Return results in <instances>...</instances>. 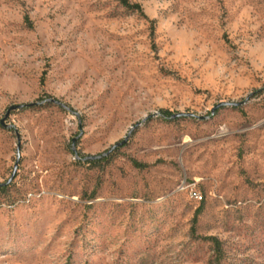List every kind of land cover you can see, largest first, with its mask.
<instances>
[{"label":"rangeland","instance_id":"1","mask_svg":"<svg viewBox=\"0 0 264 264\" xmlns=\"http://www.w3.org/2000/svg\"><path fill=\"white\" fill-rule=\"evenodd\" d=\"M129 1L0 0V264H264V0Z\"/></svg>","mask_w":264,"mask_h":264},{"label":"water","instance_id":"2","mask_svg":"<svg viewBox=\"0 0 264 264\" xmlns=\"http://www.w3.org/2000/svg\"><path fill=\"white\" fill-rule=\"evenodd\" d=\"M50 102L52 103H55V104H60L58 101H55V100H50ZM228 105H233V106H237L239 104H227V103H221L220 105H218L216 107V109L218 108H221V107H224V106H228ZM30 105H18V106H12L8 109L7 113H6V116L5 118L9 117L10 113L12 111H16V110H20V109H23L25 107H28ZM188 115L187 114H175V115H172L171 118H174V119H177V118H182V117H187ZM140 124H137L135 125L134 127L131 128V131L130 133L128 134V136H126V138L122 141V142H119L117 144H115L107 153L103 154L102 156H97V157H88L86 158V160H89V161H95V160H99L103 157H106V156H109L111 153H113L114 151H116L118 148H121L123 146H125L128 141H129V138L132 134V132L139 126ZM19 139V138H18ZM17 153H18V156H17V160H16V163H15V167H14V172L12 174V176L10 177V179L7 181L6 184H4L3 186H8L10 185L13 180L15 179L16 177V173H17V168H18V165H19V161H20V147H18V150H17ZM2 186V187H3Z\"/></svg>","mask_w":264,"mask_h":264},{"label":"trees","instance_id":"3","mask_svg":"<svg viewBox=\"0 0 264 264\" xmlns=\"http://www.w3.org/2000/svg\"><path fill=\"white\" fill-rule=\"evenodd\" d=\"M121 3H122V5H123L125 8L143 14V10H142V8H141V6H140L139 4H133V3H131L129 0H121ZM152 23H154V21H153ZM160 113H161V114L163 115V117H165V118H168V117H171V116H172L171 114H168L169 112L166 111V110H163V111H161ZM7 188H8V187H6V188H2L1 190H6ZM1 190H0V191H1ZM206 240L213 242L216 251H221V242H219L218 239H216V238H206ZM217 264H220V260L217 261Z\"/></svg>","mask_w":264,"mask_h":264},{"label":"built area","instance_id":"4","mask_svg":"<svg viewBox=\"0 0 264 264\" xmlns=\"http://www.w3.org/2000/svg\"><path fill=\"white\" fill-rule=\"evenodd\" d=\"M188 196L191 200L195 201L196 203H200L203 201L202 194L199 191H197L196 188L189 187Z\"/></svg>","mask_w":264,"mask_h":264},{"label":"bare ground","instance_id":"5","mask_svg":"<svg viewBox=\"0 0 264 264\" xmlns=\"http://www.w3.org/2000/svg\"><path fill=\"white\" fill-rule=\"evenodd\" d=\"M184 188H185V187H184ZM186 189H188V190H187V194H188V192H189V187H187ZM183 192H184V191H183Z\"/></svg>","mask_w":264,"mask_h":264}]
</instances>
